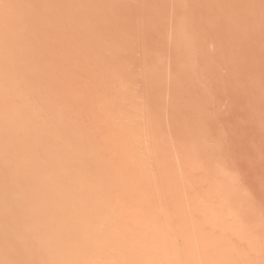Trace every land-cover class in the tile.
<instances>
[{
    "label": "rangeland",
    "instance_id": "rangeland-1",
    "mask_svg": "<svg viewBox=\"0 0 264 264\" xmlns=\"http://www.w3.org/2000/svg\"><path fill=\"white\" fill-rule=\"evenodd\" d=\"M151 1H152V3H151ZM199 1H201L202 3L199 2ZM67 3H68V5H67ZM144 3H145V5H144ZM179 3H181V4H179ZM204 3H203V0H198V1H196V0L195 1L194 0H124V1L123 0H0V6H1V9H2V10H0L1 13H2V14L0 13V18H1L0 19V42H1L0 43V45H1L0 49H2L1 51L3 52L4 48H6V47L8 48V45H11L12 49H13L11 54H12L13 57H15V55H17V53H19V51L21 53V54L19 53L14 58L15 60L17 59L15 61V63H14V61H11V62L7 61V63L5 62V64L3 63L2 65H0L1 66L0 70H2V69L4 70V71H2V74L4 75V73L6 72L4 77H2L3 75L0 77V79H1L0 80V97H1L0 101L4 97H9L10 99H12L11 97H13V94H14L12 92H15V90L14 91H12V90L16 89V87H17V86L15 87V85H18L16 90L19 92V87L22 86V85H20V83L21 82L23 83V80H24V82H26L25 81L26 76L24 74H29L30 73V75H31V72L34 73V71H36L38 69V67H36V66L38 65L37 63L40 60V58H42V55L43 56L47 55L46 56L47 58H48V55H51V59L48 58V60L49 61L51 60L52 63L55 64V66H53V68L55 67L54 71L56 73L54 72V75H52V77L53 76H55V77H54V79L51 78L50 80H48V82L45 81V82L41 83V85H48L49 87L51 86L50 88H53V89H54V87L57 88L56 90L55 89L53 90V92L54 91L55 92L52 93V94L55 97H57L59 95L57 98H58L60 104L57 103L58 100H57L56 103H57L58 106L60 105L59 106L60 108L55 104L54 117L57 116V118L55 117V119L58 120V121H55L56 125H54V123H53V126H54V128H55V126H56V128H59L58 126H60V129H59V131H57V129L55 131L53 130L54 131L53 133L55 135L54 136L55 137V145L57 144L54 147L53 151H54V155L58 154L56 156H58L59 162H61V161L62 162H64V161L68 162L67 160L73 158V160L71 159L74 162L73 169L69 168V171L67 170L68 172L65 173L68 176L71 175L73 177H76L80 173V176H77L78 178H76L79 182L77 180H75L72 183L73 186L76 187V186L80 185L79 177H80V179L81 178H85V177H87V178L91 177L92 178V177H95V176H91V175H96V177H97L99 173H101V175H103V172H102L103 170L101 171V170H99L100 168H98L97 166L95 167V166L92 165V163L87 162V157L89 156V154L95 153V151H97L98 149H103V148L107 149V148L113 146L112 145L113 141L111 142V141L108 140V142L104 141V144L100 143L99 144L100 146H98L99 148L96 147V146H95L96 148L94 147L92 149H85V147L83 148V146L81 145L82 144L81 141H83V139H84L83 137H86V135L88 134L89 127H90L89 125L92 124V121L95 118L100 119V116L103 119L106 118L104 120V123H103V121H101L102 119H100V120H98V122L93 123V124L95 126L98 125L97 127H100L102 125L101 128H104V126H105L104 129H106V127L108 129L112 124H114V125L117 124L116 121L114 119H112V118L117 116L118 113H121V115H122L123 112H124L123 110L120 111V109L119 110L116 109V111H115L116 114L114 113V109L117 108V106L119 104H124V102H125L126 107H127L128 104L131 105V107H132V104L133 105L137 104L136 103L137 101H139V102H143L144 101L147 105L150 104L149 105V108H150L149 110L150 111L147 110V112H146L144 110L146 114L144 113V111H143V113L145 114L144 118H146V120L148 122V126L149 127L151 126L150 128L147 127L149 129H147V128L146 129H147V131L150 130V129L151 130L148 131V132L144 130L145 133L142 135V137H141V139L139 141V143L141 142L140 146H142V148H144L145 144L148 145L147 142H149L148 140L151 139L155 135L154 132H153L155 130H156L155 133L157 131H158V133L159 132L161 133L160 135L163 136L162 142L165 145L168 144V143L170 144L173 141L175 142V140H176V143H177V139H178V141L179 140L182 141V139L184 141L186 139L185 142H188L187 141L188 139L192 140L191 142H189V144H187V146L184 147L183 150H185V152L192 151L193 149H195L197 147L200 148L198 146V145H200L199 143H203V142H201V141H203L202 138H206L207 140L205 139L206 140L205 142H207V144H208V141H210L209 144H208L209 147L204 145L205 148L204 147H203L204 149L201 148V151H199L200 153H197L198 156H203L204 154L206 155V153L208 154L210 151H211V153H214L213 156H215L216 154L222 152L223 154L222 153H221V155L218 154V155H220V157L215 158V160L219 159L218 162L221 161V163H223V161L221 160V157H224V156L226 157L227 156L228 159H224V160H227L226 161L227 167L225 166L227 169L226 168H224V169L222 168L223 170L226 169L227 171L225 170V172H226L225 175H223L224 173L219 172V170H218V172L221 173V176L223 178H226V176H227V178L228 177H230V178L232 177L231 179L233 180V183H234V181L236 179L235 183L232 184V186L234 185V187H235V185L237 183V185H236L237 187H235V188L233 187L232 188L230 186V183L228 184V182L230 180L228 181V179L226 178L227 184H228V186H230L229 187L230 189L227 187V191H229V192H227V194L229 196H231V198H229V196L227 195L229 200L225 198L228 201H226V202L224 201V202L227 203V204L228 203H234L235 204V202H237V203L239 202V205H240V203H242L241 206L244 207V204H247V203L249 204L252 201L251 202V203H253L252 205H254V203L259 205L258 208H261V210H258V212H256V213L252 212L250 214H247V213L250 212L249 210H250L251 206H250L249 210H247V212H244L245 210L242 211L244 208H242L240 206V208H242V209L239 208L240 211H242L243 214L246 213V215H248V216H246L244 214L245 216L242 215L243 218H241L240 213H239L240 211L239 212L236 211L237 208H238L237 206H239V205L236 204L237 205L236 206V205L233 204V206L236 207V210H235L234 214H235V216H238L237 214H239L241 219H244V217H246L248 219V222H247L248 224H249L250 220H251L252 223H256V222H254L255 220H258V221L261 220V222H262L264 218L262 216H260V214L258 215V213H261V211H262V213H264V209H263L264 205L262 206V204H264V142H263V140H264L263 139L264 138V99H263L264 98V55H263V53H264V0H218V1L217 0H209V1L205 0ZM208 3H210V6H209ZM214 3H215V5L218 4V6L216 5V8H215ZM91 4H93V5H91ZM129 4H130V6H129ZM190 4H191V6H190ZM112 5H114V6H112ZM211 5H213L214 8H212L213 6H211ZM83 6H84V8H83ZM88 6L89 7L92 6L93 10L97 6L101 10H99V9L97 10V8H96V10H97V12H96V11H93L91 8H89L90 11L92 10L91 14H90V13H88L89 11H86V10H88ZM176 6H178V7L176 8ZM221 6L224 7V8H221ZM119 7H120V10H119ZM140 8H143L144 13H143V11ZM128 9H129V12H127ZM139 9L142 12H140ZM179 9H181V11H185L186 10L184 15L188 14V13L191 14V15L188 14L189 16H191L189 19H188V15H187V17L185 16V18L188 19L186 21H187V23H189V20L191 18L194 19V21L197 23L196 24L194 22L195 26L197 25L195 27V30L196 29L197 30L195 32H193L194 34H196L195 41L200 39V41H197L196 43L193 42L194 44L193 43L192 44L189 43V44H191V45H188L189 47L187 45L185 46V47L188 48L186 50V53L183 52L184 55H185L184 56L185 59H184V57L183 58H181V57L178 58V59L181 58V62H186L188 60L186 63H188L189 61H190V63H192V64L188 63L189 65L187 64L189 67H187V65H186V69L189 70V71L187 72V70H186V73L183 72L184 73L183 75L192 74V72L194 71V73L192 74V76L193 75L194 76L191 77L189 75L190 77L187 78V79H185L184 78L185 76H183L185 81L181 77L182 75L180 76V73L179 74L176 73V72H178V69L175 67L174 61L171 62L170 60H168V58L170 56H172V57L174 56L175 57V54L177 55L179 53L178 51L181 50L180 48L178 50H176V48L172 47L171 45H169V47H168V43H167L168 40H169V43H171V40H170V37H169L171 35L169 33H171L170 27L172 26L171 24L173 23V20L171 21L170 18H172L171 16H173L172 13L173 12H177L176 10H179ZM215 9H218V10H215ZM222 9H223V11H222ZM124 10H126V12ZM81 11L84 12L85 14L82 13ZM107 11H108V13L106 14ZM113 11H116V12H113ZM221 11L223 12V15H222ZM238 11H240V12H238ZM98 12H100V13L103 12V14L100 15ZM150 12L151 13H156L157 16H154V18L152 17L151 22L150 21H149V23L146 22L147 23V25H146V23H143V22L149 20V19L146 20L145 17L150 18L149 17V16H151V15H149V14H151ZM201 12L203 14H201ZM78 13H80V14H78ZM93 13L95 14L94 16L96 18L98 17L96 19L97 22H94V21H96L94 16H90V15H93ZM96 13H98V15ZM110 13H112V14L115 13V14H113L115 16V18H113L114 16L112 14H111L112 18H110V15H109ZM167 13H169V14H167ZM193 13H195L196 15L198 13V15H197L198 18H199L198 21H196L198 18ZM87 14L88 15L90 14V15L88 16ZM104 14H105L104 18L101 17ZM173 14H175V13H173ZM161 15H163V16H161ZM200 15L201 16L205 15V17L202 18ZM217 15H218V17H217ZM107 16H109V17H107ZM92 17H94L93 23L91 21V19H93ZM106 17L108 19H110L109 22H107L108 19ZM122 17H123V19H122ZM168 17H170V18H168ZM193 17H195V18H193ZM200 17H201V19H203V20L205 19V21H206V22H204L203 20H201L203 22V24L205 23L204 26H202V23L200 21ZM206 17H208V18H206ZM102 18H103V20H102ZM128 18H129L130 22H129ZM164 18H167V20L164 19ZM24 19H26V20L24 21ZM104 19H107V20L104 21ZM112 19H114V20H112ZM143 19H145V21ZM159 19H160V21H159ZM98 20L101 21V22H99ZM168 20H170L169 22L171 24L169 22L167 23ZM19 21H21L22 23H19ZM110 21L111 22L115 21V22L114 23H110ZM122 21H124L123 22L124 24L121 23ZM186 21H184V23H183L184 25L183 26L182 25H180V26H181L182 34H184V35L186 34L188 36L189 35L188 33L191 34V31L189 32L190 28H187V26H186V25H188V27H189V24H186ZM15 22H18V23L16 24ZM29 22H30V24H29ZM89 23H90V25H89ZM115 23H117V25H114ZM3 25L5 27H7L6 25H8V26L11 25V26H9L7 28V29L10 28L9 29L10 31L6 30V28ZM24 25H25V27H24ZM41 25H42V27H41ZM110 25H113L115 27L117 26L116 28H120L122 26L123 27L120 28V29H112V28H115V27H112ZM118 25H121V26L118 27ZM145 25H146L147 29H145L146 28ZM199 25H201V29H200ZM12 26L14 27V30H13ZM165 26H166V29H165ZM225 26H227V27L225 28ZM93 27H95V28H93ZM140 27L144 28L146 31L143 30V29L141 30ZM168 27L170 29V32L166 33V30H168ZM202 27H205L203 29H207L208 31L207 30H203L202 31ZM138 28H139L140 33L142 31L141 34H138L139 37L135 38V36H137V33H136V35H134V39L130 40V38L127 35H125V34H128V32H130V34H131V32H133L135 30L138 31L137 30ZM198 29H199V31H198ZM2 30H4V31H2ZM120 30H121V32H120ZM106 31H108V32H106ZM162 31L165 32L166 37H167L168 40L165 39V36H164L165 34H162V33H164ZM193 31H194V28H193ZM210 31H211V33H213V35L210 33ZM61 32H62V34H61ZM117 32H120V34L117 33ZM196 32H198V33H196ZM200 33L201 34L203 33V34L201 35ZM122 34L124 36H122ZM146 34H148V35H146ZM197 34L199 35V39L197 38L198 37ZM154 35H156V36L154 37ZM93 36L96 39H94ZM125 36H127V37H125ZM130 36H132V34ZM161 37H162L163 40L161 39ZM194 37H195V35H194ZM120 38H122V39H120ZM34 39H36V40L34 41ZM40 39H42V40H40ZM82 39H83V41H82ZM202 39H204V40H202ZM138 40H139V42H138ZM165 40H166V43H164ZM128 41H129V43H127ZM208 41H209V43H207ZM80 42H83L84 44L80 43ZM143 42H145V43H143ZM78 43L81 44L82 46L79 45ZM26 44H28V46H29V47H27V48H29L28 49V53H27V51H25L27 49L26 48V46H27ZM63 44H64V46H63ZM88 44H89V46H88ZM110 44H112V45H110ZM2 45H4V46L2 47ZM130 45H132V46H130ZM148 45L151 46V47H149ZM193 45H196V46H193ZM200 45L202 46L201 49H200V51L202 50L201 52L198 49H196ZM140 46L142 48H140ZM164 46H166V47H164ZM89 47H91V48H89ZM92 47H95V48H92ZM97 47H99L100 49L97 48ZM106 47H108V48H106ZM170 47H171V51L169 49ZM185 47H183V48H185ZM22 48L24 50H22ZM88 48L90 50L93 49V51H91V52L97 53V51H98L99 54L98 55L96 54L97 57L94 58V53L92 55V53L90 52V50ZM111 48L113 49V51L115 49V51H114L115 53L111 50ZM155 48H157L156 52H158V54H156V53L154 54V52H152V51H155ZM38 49H41V50H38ZM54 49H55V51H53ZM95 49H97V50L95 51ZM138 49H140V50H138ZM143 49H146L145 51H148V50H150V51H148V53L147 52L145 53V51H143ZM152 49H154V50H152ZM158 49L163 50V51L165 50L164 51L165 53L164 52L162 53V51H160ZM172 49H175V50H172ZM50 50H51V52H50ZM109 50H111V52H113L114 54L113 53L111 54V52L109 53ZM125 50L127 51V53H126ZM46 51H47V53H46ZM159 51L162 54H164V55L162 56L161 53L159 54ZM174 51H177V53L174 52ZM58 52H60V53H58ZM128 52L130 54H128ZM171 52H173L174 55ZM108 53L111 54V55H108ZM152 53L154 55H156V56H154ZM189 54H190V56H189ZM196 54H197V56H196ZM1 55L3 57L6 56L5 54L3 55V53L0 52V56ZM89 55H92V56H89ZM112 55H114V56H112ZM118 55H121V56L123 55V58L122 57L120 58V56H119V60H118ZM168 55H170V56H168ZM21 56H22L23 62H22ZM86 56H87V58L85 59L84 57H86ZM179 56H182V55H179ZM71 57H72V59H71ZM131 57H134V58H131ZM172 57H170L169 59H172ZM18 58H19V61H18ZM52 58H53V60H52ZM82 58H83V60H82ZM90 58H92L93 60H97V61H93ZM126 58H128V60L126 61L127 65L125 67H123L124 63L122 61H123V59H126ZM114 59H115L116 62H117V60L119 61V62H117L118 64H120V62H122L120 64L121 66L120 65H116L117 63L114 62ZM160 59H161V61H160ZM162 59L165 60V61H163ZM90 60H91V62H90ZM107 60L108 61L113 60V63L112 62H108ZM120 60H122V61H120ZM176 60H177V58H176ZM197 60H198V62H197ZM199 60H200V62H199ZM34 61H35V63H34ZM79 61H80V63H79ZM106 61L108 62V64L106 63ZM168 61L171 62L172 64H169ZM88 62L91 63V64H89ZM92 62H93V64H92ZM96 62H98V63H96ZM156 62H157V64H156ZM159 62H160V64H159ZM163 62H166L167 65L165 63H163ZM195 62L197 63L196 66L197 65H199V66L201 65L200 68H198L199 66L196 68V66L194 65ZM8 63H10V64H8ZM74 63H75V65H74ZM135 63H136V65L134 66ZM142 64H145L144 65L145 68H144V66ZM202 64L205 65V66H203ZM24 65L27 68L23 67ZM71 65H73V66H71ZM103 65L106 67L105 69H104ZM131 65L134 66L133 67L134 69L132 68ZM156 65L158 67H159V65H160V67L163 66L161 68H164V71H165V67L167 68L168 65H169V69L168 68L166 69L167 71L169 70L168 73L169 72L171 73L170 69L174 66L173 67L174 70H173L172 73L175 74V75L167 74V75H170V76H166V78L169 77L168 79H170L171 81H169L168 79H165V78H164L165 81L164 80L162 81V79H160L161 82H164V83L160 82L161 85H159V83L156 84V85H159L157 87L154 84L155 81H150V80H154V78H156V75H157L156 80H158V78H159L158 77V73H159L158 71L159 70L157 71V68L155 67ZM112 66H115V67L113 68ZM141 66H143L142 68H143L144 72H142V70H140L141 68H139V67H141ZM151 66L155 67L156 70L153 69V67L151 68ZM190 66H192L193 69L190 68ZM259 66L261 68H259ZM91 67H93V69ZM121 67L122 68H126L127 67L128 70L125 71L126 74H124V69H123V71H122L123 73L122 74L124 76L125 75H127V76H125V78H124L123 75L120 76V81H119V78H118L119 74L118 73L120 72V70H122ZM135 67L138 69V70L136 69V72H135ZM146 67H148V68L146 69ZM160 67H159V69H160ZM56 68H59V69H56ZM109 68H112L113 71L110 70ZM17 69L19 70V73H20V71L23 72L22 75H23V77L25 76V79H22L23 77H22L21 74H19L20 76L19 75H14V73L18 71ZM23 69H25V71H23ZM62 69H63V71L61 73ZM27 70H28V72H27ZM66 70H68V71H66ZM95 70L97 72H99V73L101 72L100 73L101 75L99 73L97 74ZM102 70L105 72V74H104V72ZM146 70H147V73H149V74L146 73ZM175 70H176V72H174ZM10 71H11V76L8 75V73H10ZM92 71L95 72V73L92 74L93 73ZM133 71L139 77H137V75H133L134 74V73L132 74ZM151 71L152 72L154 71L153 72L154 74H156L157 72L158 73L154 76V74ZM183 71H185V69ZM68 72H70V73H68ZM141 72H142V75H141ZM160 73H164L163 70ZM160 73H159V75H160ZM165 73H167V72L165 71ZM195 73H197L198 75H196ZM57 74H58V76H57ZM67 74H70V75H67ZM6 75H7V77H5ZM131 75H133L132 76L133 78L131 77ZM17 76H19V77H17ZM31 76L29 78H31ZM114 76L116 77V81H118V82L115 81V77ZM141 76H143L144 78L141 77ZM171 76H173V77H171ZM126 77L127 78H131V79H129V81H127ZM162 77H164V76H162ZM180 77L182 79H180ZM86 78H87L88 81L86 80ZM92 78H94V79H92ZM134 78H136L138 81L136 79H134ZM101 79L102 80L104 79V81H102ZM108 79L111 80V81H109ZM105 80L106 81L108 80L109 82H106ZM121 80H123V81L121 82ZM131 80H133L134 83H132L133 81H131ZM197 80H198L199 83L197 82ZM206 80H207V82H206ZM145 81H147V83ZM148 81H149L150 84H148ZM172 81L174 83H172ZM85 82H87V83H85ZM165 82L167 84H168V82H171V83H169L167 85V84H165ZM179 82H181V84ZM203 82H205V83H203ZM10 84H12V85H10ZM23 84L24 85L26 84L27 87L29 88L27 83H23ZM119 84H121V85H119ZM131 84H132V88H134L135 86L138 85L137 87L134 88V90L137 91L136 93H134L135 92L134 90L131 91V93L126 91V90L130 89L129 87L131 86ZM171 84L174 85V86L172 87ZM56 85H58V86H56ZM150 85H151V87H150ZM187 85H189V87ZM11 86H13V88ZM37 86L39 87V85H37ZM127 86H129V87H127ZM164 86H166V87H164ZM178 86H180V87H178ZM201 86H202V88H201ZM9 87H10V89L12 88L11 92H10V89H8ZM145 87H148V88H146L147 91L145 90ZM152 87H155L157 89V91H159L158 94H157L156 89L154 90ZM167 87L168 88L170 87V89H172V90L168 89ZM3 88H4V90H3ZM24 88H26V86H24ZM33 88H34V92L31 93V96H29V98L30 97L32 98L34 96L36 98V94H38L37 93L38 92V88H36L37 89L36 92H35V87L34 86H33ZM137 88H138V90H137ZM151 88H152V90H151ZM164 88H166V89H164ZM173 88H174V91H173ZM58 90L60 91V94H59ZM148 90L151 91V93H149ZM160 90L161 91L162 90L166 91V92H164V94H163V91H162V95H164L166 97L161 95V91ZM195 90H196V93H197L196 96H199L198 98L200 99V100H198V104L200 105L199 108H197L195 106L192 108V104H191V106H190V104L188 106L187 105L188 103L186 101L187 100V96H188L187 94H189V93L192 94L191 92H193V95H194V91ZM84 92H86V93H84ZM200 92L202 94H200ZM167 93H169V94H167ZM172 93H173V95H172ZM144 94H147V95L145 96ZM152 94L153 95L155 94L154 95L155 97L154 96L152 97ZM212 94H214V95H212ZM77 95H78V97H77ZM201 95H202V97H201ZM37 97H38V95H37ZM59 97H60L61 100L59 99ZM97 97H98V99H97ZM161 97H162L163 100H161ZM184 97H185L186 100H184ZM189 97L190 96H188V98ZM193 97H195V96H193ZM108 98H109V100H108ZM111 98H113V100ZM176 98H177V100H176ZM201 98H203V100ZM211 98H213V99H211ZM94 99H97V100H94ZM136 99H138V100H136ZM158 99H159L160 102L158 101ZM151 100H153L154 103H152ZM60 101L63 102V103H61ZM65 101H66V103L69 106L73 105L71 108H69V111H68V113L70 112L69 113L70 116H71V112H72V116H73V118L70 119L72 122H70V120H69V122L71 123L69 125H71V127H67L66 123H65L67 119L64 118V113L67 112V110H63V109H67L69 107V106H67V108H66L67 104H65ZM82 101H84L86 104L84 102H82ZM109 101H111V102H109ZM156 101H157L158 105L156 104ZM190 101L191 100H189L188 102H190ZM203 101H205V102L203 103ZM108 102H109V104H108ZM1 104L3 105L4 103L0 102V105ZM5 104H6L4 106L5 108H3V109L4 110L6 109L5 111L7 112L10 108H7L8 104L6 102H5ZM74 104H76V105L78 104V106H77L78 108ZM80 104H82V105H80ZM167 104H169L170 107ZM212 104H213V106H212ZM95 105H97L98 108ZM153 105H154V107H153ZM155 105H156V107L158 109L155 108ZM134 106H136V105H134ZM75 107H76V109H75ZM73 108H74V110H73ZM151 108L152 109L154 108V110H156V111H153ZM59 109L60 110L62 109V110L60 111ZM82 110L85 113L84 112L82 113ZM5 111L3 112L4 114L6 113ZM63 111H65V112H63ZM171 111H173V112H171ZM129 112H131V111H129ZM80 113H82L81 116L79 115ZM113 113H114V115H113ZM197 114L200 115L201 120L200 121H196L197 122V123L195 122L196 125H193L194 120H195L194 118L195 117L197 118V116H198ZM5 115H7V113ZM61 115L63 117H61ZM193 115H194V118H193L194 120L193 121L191 119L189 120V117L191 118V117H193ZM74 116H77V120L76 119L74 120ZM118 116H119V114H118ZM78 117H81V118L78 119ZM23 118L25 119V117H23ZM108 118H110L109 119L110 121L108 120ZM83 119H85L86 121H84ZM91 119H92V121H89ZM97 119H95V120H97ZM111 119L114 120L115 123H112ZM82 120L84 121V123H83ZM202 120H203V122H202ZM36 121L37 122H35V124L38 125V126H39V124L42 125V124L45 123V122H43V120H40V119H39V121L38 120H36ZM79 121H81V124L79 123V126H77L78 127L77 128L76 125L74 126L73 124H75V122H79ZM208 121H210V122H208ZM217 123H218V125H217ZM64 124L66 126V127L64 126L65 128L63 127ZM109 124H110V126H109ZM17 125H18V123H15V124H13V123H5V124H3V126H0V129H1L0 131H4V132L7 131V134L10 136V138L7 139L8 142H7L6 145L8 146V144H9L7 149H10V151H11V149L13 150V149L17 148L20 145L28 144V143H30V144H32L34 146H38L39 144H41V142L39 140H36L35 138H29V135H28L27 132L25 134L24 133L20 134L21 132H19V135H18V132H16V133L13 132L12 130ZM200 129L202 130L201 132H200ZM10 130L12 131V135L9 134V132L11 133ZM71 130H73V131H71ZM134 130H133V132H135ZM151 132H153V133H151ZM149 133H150V135H149ZM189 133L191 134L192 137L189 136L190 135ZM197 133L200 135V137L202 136L201 134H205L206 136L205 137L202 136V138H200V140H201L200 141L199 138H198L199 135ZM45 134L47 135L46 132L42 133V135H45ZM152 134H154V135L152 136ZM26 135H28V137ZM215 135H217V136L215 137ZM194 137L197 138L196 140L194 139L195 142L193 140ZM30 139H32V140H30ZM60 139H61L62 143H61ZM216 139L218 141H216ZM67 140H68V142L66 144H64V142H66ZM219 140L221 141V145H222L223 148L218 145V144H220ZM213 141L216 142V144H214ZM57 142L61 143L62 145L64 144L66 146L69 145V146H74V147L73 148L70 147V151H69V149H66V146L58 148L57 146H59L61 144H59ZM205 142H204V144H205ZM164 144H163V146H165ZM215 145L219 146V148H221V150L219 151V149ZM80 146H82V147H80ZM202 146L203 145L201 144V147ZM213 147H214V149H215V147L217 148L216 149L217 150L216 153H215L216 150H214V152H213V149H212ZM139 149H141V147H139ZM64 150H65V152H64ZM208 150H209V152H207ZM2 151H6V150H4L3 148L0 147V152H2ZM59 151H61V153H59ZM62 151H63V153H62ZM72 154H74V155H72ZM218 155H216V156H218ZM77 163L80 164V165H78ZM87 163H88V165H87ZM217 163H215V165H214L215 167L213 166V164L212 165L210 164L211 168L214 167L212 170L210 169V171L213 172L214 169H217V166H216ZM56 164H59L58 161H57ZM90 164L92 165L91 168H90ZM86 165L89 166V167H87ZM220 165H221L220 167H222L223 164H220ZM34 166H35V168H34ZM234 166H236L237 169H234ZM41 168H42L41 165L35 163L33 165L31 164V166H28L26 168V170H31L32 171L34 169H41ZM83 168L85 170H83ZM88 168H89V171H86V170H88ZM218 168H219V166H218ZM232 171H234V172H232ZM81 172L83 174H81ZM216 172H217V170L215 171V173ZM232 173H236V174L232 175ZM181 174H182L181 171H178L177 175H181ZM216 174H214V175L216 176ZM101 175H99V176H101ZM235 175H237V176H235ZM175 176H176V174H175ZM215 176H213V178H215ZM218 177H220V176L218 175L216 178H218ZM222 177L220 179H223ZM237 177H239V178H237ZM0 178L3 179L4 177H0ZM210 178H212V177H210ZM210 180H213V179H210ZM55 181L57 183L60 182L59 180H52L51 183H49L47 185L48 187L47 186L45 187L46 189L44 188L42 191L36 193V195L32 194L31 197H32L33 201H31V203H30L31 206L30 207H32V208L36 207L37 209H39V207H40L39 210L34 211L37 214L34 213V212H32V214L31 213L28 214L26 211L24 213L23 210H25V209H21L20 210V208L19 209H17V208L11 209L10 208L11 207V201L8 198L6 199L5 203L1 204L0 210H2V212L3 211L7 212L5 214H7L8 217L6 218L5 223L2 224L1 229H0V236H2V237H0V264H12L14 261H15L14 263H17V264H42V262H43L42 259H44L45 256H46L45 257L46 260L44 259V263L43 264H74L72 262L75 259H77V263H75V264H93L92 262H95V261L100 260V259H104L103 257L96 256V255L101 249L102 240H104V239L106 240L107 237H109V235H110L109 238H111V236L114 235V232H113L114 230L110 228L109 230H107V231H109L108 234H107L106 232L103 231L104 229H102V228H101L102 230L100 228H97L98 232L95 230L96 228H93V229L90 228L92 230H90V229L89 230L90 231L94 230L95 232L93 231V233H96L97 235H99L100 239L102 238V240L100 242V239L97 240L99 237L98 238L95 237L96 238L95 242L90 244L92 247L88 246V245H83V244H82L83 245L82 246L80 243L84 241V236L81 234V232H80L81 230H78L79 232L77 230H75V231H72V230L67 231V226H66L67 224L65 223L66 218L64 216H59V217L56 216L57 218L56 217L53 218L51 216L52 215L51 214L52 213L51 210H56V207H57V209H59V207L62 204L69 203V202H71L73 200L72 195H71V197L70 196H66L63 199L55 198L56 195H61V193L64 194L66 192V188L64 189L63 187L58 190L60 192L53 191V189L55 188L54 186H56V185L58 186V184H59V183L57 184ZM88 182H90V181H88ZM88 182L86 184H89ZM52 183H55V185H53ZM75 183H77V185H74ZM246 183H247V185H245ZM60 184H61V182H60ZM241 184H242V186H241ZM22 185H23V183L21 184V186ZM50 186L53 187L52 190L49 188ZM73 186H71V187L74 188ZM25 188L26 187L24 186V189ZM250 188H252V189H250ZM7 189H9V188L5 187L4 189L2 188L1 190H3L5 193H7V191H8ZM43 191H44V193H43ZM249 191H250L251 194L249 193ZM98 192H99V190L97 189V191H95L93 193V195L94 196L97 195ZM237 192H239L242 195H238L239 193H237ZM246 192H247V194H250V196H252L254 194L255 197H253L254 196L253 195L252 199H251V197L249 198V196L246 194ZM167 193L168 192H166L165 195ZM232 193H235V194H232ZM235 195H236L237 198L233 197ZM50 196H51V198L54 197L55 199L54 200L51 199ZM244 196H247L248 199L247 198L245 199ZM239 198H240V200H239ZM67 199H68V201H67ZM231 199H232V201L233 200H235V201L232 202ZM62 201H64V202H62ZM216 202H218V201H216ZM212 203L214 204L215 202H212ZM216 204L217 203H215V207L212 206V204H210V205L212 206V208L213 207L216 208ZM66 205H68V204H65V205H62V206H66ZM6 206H8L9 209H8V207L6 208ZM227 206L229 207V204ZM245 206H247V205H245ZM232 207H229V209L232 208ZM234 207H233V209H234ZM7 209L9 211H7ZM42 209H44V210H42ZM246 209H248V207ZM251 209H254V208H251ZM230 210L232 211V209H230ZM43 211H44V213H43ZM255 211H257L256 208H255ZM54 212L55 211H53V213ZM232 212H234V210ZM236 212H237V214H236ZM8 213H10V214H8ZM262 213H261V215H262ZM48 214H49V216H48ZM231 215H233V214H231ZM12 216H14V218ZM263 216H264V214H263ZM1 217H2V215L0 216V221H1ZM232 218H234V216L233 217L231 216V220H232ZM8 219H9V221H8ZM94 219H95L94 217H91L87 221H85V222L82 221V223L81 222L80 223L81 224H85L86 223L88 225V224H90V222H93ZM228 219H230V218H228ZM142 220H145V218L142 219ZM233 221L236 223L237 221L239 222V219H237V217H236L235 220L233 219ZM241 221H243V220H241ZM251 222H250V224H252ZM257 223H259V222H257ZM241 224L245 225L244 226V229H245L246 224L244 222L243 223L241 222ZM90 225H92V224H90ZM90 225H88V226H90ZM170 225H172V224H170ZM46 226H47V228H46ZM241 226H243V225H241ZM252 226H254V225L252 224L251 227ZM246 228H248V229H246L245 231H247V230L249 231V232H247V234L248 233H250V234L253 233V232H251V231H253V228L252 229L250 228L251 231L249 230V227H246ZM254 228H255L254 229L255 232L258 231V230L260 231V229L257 230L256 227H254ZM81 229L84 230L85 228L81 227ZM240 229H242V228L240 227ZM263 229L261 230L262 232H263ZM42 230L44 231V233H43ZM241 231L245 232L243 229ZM99 232H100V234H98ZM110 232H111L112 235L110 234ZM105 233H106V235H103ZM34 234L36 236L38 235L37 237L40 236L39 237L40 240H38V242L36 241L37 240L36 237H33ZM42 234H43V236H42ZM44 234H46V235H51L52 234L50 237H53V238L55 237V239H51L50 241L51 242L52 241L53 242L57 241L56 243L59 242V244L62 242L61 245L64 246V248L61 247V249H59L58 252L57 251L56 252L53 251L52 254L49 255L48 257H47V255H44V254H46V252L48 251V248L50 247L49 243H48L50 241H48L49 239L45 241L46 237H45ZM65 234H67V235H65ZM59 235L60 236L61 235L62 236H66V237L58 239L60 237ZM236 235H237V232H235V236ZM102 236H104L106 238H104ZM237 236H239V234ZM41 237H44V238L41 239ZM34 238H35V240H34ZM62 239H64V240H62ZM243 239H242L243 243H247L248 242V241L246 242V240H243ZM240 240L241 239L239 238L237 241H240ZM96 241H97V244H98L97 246L93 245V244H96ZM242 241H240V242H242ZM63 242H64L65 245L63 244ZM236 242H235V244L237 245L238 242L237 243ZM259 243L260 242H257L256 244H259ZM261 243H262L261 245L259 244L260 246H262L264 244L263 242H261ZM256 244H254V245L256 246ZM232 245H231V247H233ZM254 245H253V247H254ZM259 245H257V246H259ZM240 246H241V244H240ZM257 246L255 247V249H258ZM260 246H259V248H263L264 247V246H262V247H260ZM43 250L45 251V253H44ZM53 250H55V249H53ZM95 250H97V251H95ZM89 253L90 254L92 253L91 254L92 256ZM41 254L44 255V256H42V258H41ZM90 256L93 257V259ZM95 257H98V258H95ZM89 258H91V259H89ZM69 259L71 261H69ZM262 263L264 264V262H262Z\"/></svg>",
    "mask_w": 264,
    "mask_h": 264
},
{
    "label": "bare ground",
    "instance_id": "bare-ground-1",
    "mask_svg": "<svg viewBox=\"0 0 264 264\" xmlns=\"http://www.w3.org/2000/svg\"><path fill=\"white\" fill-rule=\"evenodd\" d=\"M124 1V0H123ZM195 1V0H194ZM198 1V0H196ZM205 0H203V3H204ZM209 1V0H207ZM218 1V0H217ZM62 2V1H61ZM79 2V1H78ZM77 2V3H78ZM95 2V1H94ZM120 2V1H119ZM135 2V1H134ZM144 2V1H143ZM154 2V1H153ZM201 2V1H199ZM215 2V1H214ZM234 2V1H233ZM80 3V2H79ZM88 3V2H87ZM121 3V2H120ZM126 3V2H125ZM152 3V1H151ZM194 3V2H193ZM192 3V4H193ZM202 3V2H201ZM220 3V2H219ZM89 4V3H88ZM136 4V3H135ZM149 4V3H148ZM181 4V3H179ZM205 4V3H204ZM209 6H210V3H208ZM224 4V3H223ZM68 5V3H67ZM90 5V4H89ZM93 5V4H91ZM104 5V4H103ZM123 5V4H122ZM145 5V3H144ZM171 5V4H170ZM215 5V3H214ZM218 6V4H216ZM216 5H215V8H216ZM260 5V4H259ZM18 6V5H17ZM114 6V5H112ZM130 6V4H129ZM148 6V5H147ZM181 6V5H180ZM191 6V4H190ZM206 6V5H205ZM213 6V5H211ZM231 6V5H230ZM54 7V6H53ZM94 7V6H93ZM104 7V6H103ZM134 7V6H133ZM168 7V6H167ZM171 7V6H170ZM178 6H176L177 8ZM185 7V6H184ZM183 7V8H184ZM195 7V6H194ZM259 7V6H258ZM80 8V7H79ZM84 8V6H83ZM92 8L88 6V10L86 11H89L88 13L91 14V11L90 9ZM97 10L99 9L97 6H96ZM96 8L93 10V11H96ZM109 8V7H108ZM190 8V7H189ZM214 8V6L212 7ZM221 8H224L221 6ZM246 8V7H245ZM255 8V7H254ZM105 9V8H104ZM142 11H143V8H140ZM139 9V10H140ZM149 9V8H148ZM147 9V10H148ZM191 9V8H190ZM193 9V8H192ZM0 10L1 9V6H0ZM101 10V9H99ZM119 10H120V7H119ZM132 10V9H131ZM140 10V12H142ZM173 10V9H172ZM188 10V9H187ZM215 10H218V9H215ZM220 10V9H219ZM241 10V9H240ZM106 11V10H105ZM122 11V10H121ZM126 12V10H124ZM156 11V10H155ZM167 11V10H166ZM177 12H173L175 14L172 13L173 16H171L172 18L168 17L171 19V21L173 20V23L171 24L168 20L167 23L169 22L172 26L170 27L171 29V33L170 32V29L168 27V30H166V33H169L171 36L170 37V40H171V43H169V40L167 39L166 37V34L164 31V33L162 34H165V39L168 40L167 43H168V47L169 45H171L172 47L176 48V50H178L179 48L181 49L180 51H178L179 53L176 55L175 54V57L173 58L172 56V59H169L171 62L174 61V64H175V67L178 69V72H176V70L174 72H176L177 74L180 73V76L183 78V76H185L184 78L187 79L189 78L190 76H192V74L194 73V71L192 72V74H185L183 75L184 73H186V65L189 63V64H192L190 63V61L188 63L186 62H181V58H183L185 55L183 52L186 53V50L188 49L187 47H185L186 45H191L193 42H197V41H200L199 39V35H198V39L197 41H195L196 39V34H194L193 32H195V21L194 19H190L189 20V23H187L186 20H188L191 16V14H185L184 13L186 12L185 11H181V9L179 10H176ZM179 11V12H178ZM204 11V10H203ZM223 11V9H222ZM221 11V12H222ZM226 11V10H225ZM262 11V10H261ZM82 12V11H81ZM112 12V11H111ZM113 12H116V11H113ZM129 12V9L128 11ZM149 12V11H148ZM164 12V11H163ZM196 12V11H195ZM198 12V11H197ZM240 12V11H238ZM1 13V11H0ZM84 13V12H82ZM100 15L103 14L98 12ZM98 13H96L98 15ZM105 13V12H104ZM108 13V11L106 12V14ZM124 13V12H123ZM144 13V11H143ZM151 13V12H150ZM214 13V12H213ZM217 13V12H216ZM225 13V12H224ZM227 13V12H226ZM258 13V12H257ZM262 13V12H261ZM2 14V13H1ZM32 14V13H31ZM80 14V13H78ZM85 14V13H84ZM89 14V15H90ZM112 13H110V18H112L111 16ZM115 14V13H113ZM112 14V15H113ZM119 14V13H118ZM121 14V13H120ZM169 14V13H167ZM171 14V13H170ZM197 18H198V13L197 15L195 13H193ZM192 14V15H193ZM201 14H203L201 12ZM221 14V13H220ZM219 14V15H220ZM76 15V14H75ZM88 15V14H87ZM88 15V16H89ZM95 14L93 13V15H90V16H94ZM142 15V14H141ZM151 15V16H149ZM148 16L150 18H147L145 17V19H149L147 21H145V19H143L145 22L143 23H149V21L151 22L152 20V17L154 18V16H157L156 13H151L149 14ZM188 15V19L185 18V16L187 17ZM213 15V14H212ZM222 15H223V12H222ZM256 15V14H255ZM105 14L101 17L104 18ZM114 16V15H113ZM119 16V15H118ZM117 16V17H118ZM124 16V15H123ZM163 16V15H161ZM201 16V15H200ZM33 17V16H32ZM76 17V16H75ZM95 17V16H94ZM94 17H92L93 19H91L92 23H93V20H94ZM100 17V16H99ZM109 17V16H107ZM106 17V18H107ZM202 18L205 17V15L201 16ZM200 17V21L203 20L201 19ZM218 17V15H217ZM257 17V16H256ZM39 18V17H38ZM85 18V17H84ZM98 18V17H97ZM95 17V20L97 19ZM102 18V20H103ZM115 18V16L113 17ZM144 18V17H143ZM195 18V17H193ZM208 18V17H206ZM1 19V18H0ZM86 19V18H85ZM88 19V18H87ZM101 19V18H100ZM108 19V18H107ZM107 19H104L107 20ZM123 19V17H122ZM125 19V18H124ZM127 19V18H126ZM131 19V18H130ZM167 20V18H164ZM26 19H24L25 21ZM110 19L107 20V22H109ZM114 20V19H112ZM129 20V18H128ZM127 20V21H128ZM165 20V21H166ZM199 18L196 20L198 21ZM5 21V20H4ZM86 21V20H85ZM99 21V20H98ZM103 21V22H104ZM139 21V20H138ZM160 21V19H159ZM163 21V20H162ZM161 21V22H162ZM184 21H186V24H189V27L188 25L187 28H190L189 32L191 31V34L188 33L189 35L187 36L186 34H182V31H181V26L180 25H184ZM199 21V22H200ZM204 22L205 19L203 20ZM88 22V21H87ZM94 22H97L94 21ZM101 22V21H99ZM115 22V21H114ZM114 22H111L110 23H114ZM124 21H122L121 23H123ZM130 22V20H129ZM142 22V21H141ZM156 22V21H155ZM195 22V23H194ZM248 22V21H247ZM16 24L18 22H15ZM19 23H22L21 21H19ZM146 23V25H147ZM164 23V22H163ZM202 23V26H204L203 22L201 21ZM200 23V24H201ZM10 24V23H9ZM15 24V25H16ZM30 24V22H29ZM41 24V23H40ZM88 24V23H87ZM124 24V23H123ZM151 24V23H150ZM169 24V25H170ZM197 24V23H196ZM242 24V23H241ZM49 25V24H48ZM90 25V23H89ZM92 25V24H91ZM98 25V24H97ZM106 25V24H105ZM104 25V26H105ZM114 25H117V23H115ZM131 25V24H130ZM145 25V27H146ZM165 25V24H164ZM177 25V26H176ZM220 25V24H219ZM4 26V25H3ZM7 27L6 30H9L7 29L9 26L11 25H6ZM30 26V25H29ZM112 27H115L113 25H110ZM121 26V25H118V27ZM154 26V25H153ZM168 26V25H167ZM200 26V29H201V25ZM13 27V26H12ZM25 27V25H24ZM42 27V25H41ZM81 27V26H80ZM89 27V26H88ZM108 27V26H107ZM111 27V28H112ZM117 27V26H116ZM112 28V29H120V28ZM144 27V26H143ZM144 27V28H145ZM164 27V26H163ZM207 27V26H206ZM219 27V26H218ZM227 26H225L226 28ZM3 28V27H2ZM32 28V27H31ZM30 28V29H31ZM95 28V27H93ZM106 28V27H105ZM110 28V29H111ZM129 28V27H128ZM144 28H141L140 29L142 30H145L147 29V27L144 29ZM161 28V27H160ZM193 28H194V31H193ZM205 27H202V31L203 30H207V29H203ZM249 28V27H248ZM12 29V28H11ZM18 29V28H17ZM89 29V28H88ZM109 29V30H110ZM165 29H166V26H165ZM185 29V28H184ZM222 29V28H221ZM242 29V28H241ZM247 29V28H246ZM5 30V31H6ZM13 30H14V27H13ZM29 30V29H28ZM63 30V29H62ZM103 30V29H102ZM105 30V29H104ZM123 30V29H122ZM127 30V29H126ZM134 30V29H133ZM139 31V28L137 29ZM151 30V29H150ZM4 31V30H2ZM10 31V30H9ZM8 31V32H9ZM27 31V30H26ZM55 31V30H54ZM117 31V30H116ZM119 31V30H118ZM125 31V30H124ZM129 31V30H128ZM131 31V30H130ZM133 31L131 32L132 36H130V32H128V34H125L127 35L130 40L134 39V35H136L137 33V36L136 37H139L138 34H141L140 31ZM146 31V30H145ZM144 31V32H145ZM185 31V30H184ZM199 31V29H198ZM208 31V30H207ZM233 31V30H232ZM255 31V30H254ZM38 32V31H37ZM56 32V31H55ZM67 32V31H66ZM108 32V31H106ZM115 32V31H114ZM121 32V30H120ZM120 32H117L120 34ZM155 32V31H154ZM159 32V31H158ZM201 32V31H200ZM80 33V32H79ZM78 33V34H79ZM123 33V32H122ZM148 33V32H147ZM160 33V32H159ZM193 33V34H192ZM198 33V32H196ZM204 33V32H203ZM202 33V34H203ZM211 33V31H210ZM58 34V33H57ZM62 34V32H61ZM108 34V33H107ZM118 34V35H119ZM124 34V33H123ZM122 34V36H124ZM201 34V33H200ZM201 34V35H202ZM213 35V33H211ZM104 35V34H103ZM148 35V34H146ZM152 35V34H151ZM159 35V34H158ZM184 35V36H183ZM195 35V37H194ZM63 36V35H62ZM114 36V35H113ZM125 36V37H127ZM156 35H154L155 37ZM160 36V35H159ZM158 36V37H159ZM162 36V35H161ZM205 36V35H204ZM222 36V35H221ZM247 36V35H246ZM39 37V36H38ZM68 37V36H67ZM109 37V36H108ZM145 37V36H144ZM150 37V36H149ZM203 37V36H202ZM244 37V36H243ZM258 37V36H257ZM37 38V37H36ZM83 38V37H82ZM94 38V36H93ZM92 38V39H93ZM147 38V37H146ZM145 38V39H146ZM157 38V37H156ZM263 38V37H262ZM38 39V38H37ZM44 39V38H43ZM96 39V38H94ZM106 39V38H105ZM122 39V38H120ZM139 39V38H138ZM162 39V37H161ZM256 39V38H255ZM36 39H34L35 41ZM42 40V39H40ZM60 40V39H59ZM88 40V39H87ZM110 40V39H109ZM112 40V39H111ZM136 40V39H135ZM144 40V39H143ZM149 40V39H148ZM163 40V39H162ZM166 40L164 43H166ZM204 40V39H202ZM45 41V40H44ZM83 41V39H82ZM85 41V40H84ZM108 41V40H107ZM113 41V40H112ZM154 41V40H153ZM49 42V41H48ZM68 42V41H67ZM78 42V41H77ZM76 42V43H77ZM96 42V41H95ZM139 42V40H138ZM206 42V41H205ZM1 43V42H0ZM27 43V42H26ZM80 43H83V42H80ZM115 43V42H114ZM129 43V41L127 42ZM145 43V42H143ZM154 43V42H153ZM191 43V44H189ZM209 43V41L207 42ZM238 43V42H237ZM4 44V43H3ZM79 44V43H78ZM84 44V43H83ZM113 44V43H112ZM110 44V45H112ZM122 44V43H121ZM138 44V43H137ZM194 44V43H193ZM204 44V43H203ZM5 45V44H4ZM2 45V47L4 46ZM26 48L29 47L28 44H26ZM52 45V44H51ZM56 45V44H55ZM68 45V44H67ZM81 45V44H79ZM109 45V44H108ZM117 45V44H116ZM124 45V44H123ZM133 45V44H132ZM130 45V46H132ZM142 45V44H141ZM157 45V44H156ZM199 45V44H198ZM202 45V44H201ZM199 46L198 49L200 51L201 47L202 46ZM205 45V44H204ZM21 46V45H20ZM48 46V45H47ZM64 46V44H63ZM66 46V45H65ZM82 46V45H81ZM89 46V44H88ZM149 46V45H148ZM193 46H196V45H193ZM1 47V45H0ZM6 47V46H5ZM22 47V46H21ZM25 47V46H24ZM69 47V46H68ZM87 47V46H86ZM96 47V46H95ZM95 47H92V48H95ZM111 47V46H110ZM151 47V46H149ZM163 47V46H162ZM166 47V46H164ZM185 47V48H183ZM189 47V46H188ZM205 47V46H204ZM7 48V47H6ZM4 48L3 49V52L1 51L2 49H0V52L3 53V55L5 54L6 56L3 57L2 55L0 56V65H2L3 63L5 64V62L7 63L8 62H11V61H15L14 58L20 53H17V55H15V57L12 56V46L11 45H8V48L6 49ZM20 48V47H19ZM47 48V47H46ZM55 48V47H54ZM74 48V47H73ZM91 48V47H89ZM88 48V49H89ZM99 48V47H97ZM108 48V47H106ZM114 48V47H113ZM116 48V47H115ZM140 48H142L140 46ZM161 48V47H160ZM191 48V47H190ZM193 48V47H192ZM28 49L27 48L25 51H27L28 53ZM34 49V48H33ZM100 49V48H99ZM118 49V48H117ZM148 49V48H147ZM156 49L155 48V51H152L154 52V54H158V52H156ZM165 49V48H164ZM170 51H171V47L169 48ZM22 50H24L22 48ZM38 50H41V49H38ZM59 50V49H58ZM76 50V49H75ZM90 50V49H89ZM97 49H95L96 51ZM111 50L113 51V49L111 48ZM111 50H109V53L111 52ZM140 50V49H138ZM146 49H143V51H145ZM154 50V49H152ZM160 50V49H158ZM157 50V51H158ZM167 50V49H166ZM172 50H175V49H172ZM190 50V49H189ZM248 50V49H247ZM250 50V49H249ZM32 51V50H31ZM36 51V50H35ZM55 51V49L53 50ZM87 51V50H86ZM85 51V52H86ZM93 51L90 50V52ZM102 51V50H101ZM115 51V49H114ZM113 51V52H114ZM122 51V50H121ZM124 51V50H123ZM126 51V50H125ZM150 51V50H148ZM148 51H145V53ZM162 51V53L165 51L163 50H160ZM159 51V54L161 53ZM191 51V50H190ZM202 51V50H201ZM200 51V52H201ZM204 51V50H203ZM262 51V50H261ZM38 52V51H37ZM51 52V50H50ZM89 52V51H88ZM111 52V54L113 53ZM117 52V51H116ZM177 53V51H174ZM199 52V53H200ZM23 53V52H22ZM47 53V51H46ZM55 53V52H54ZM60 53V52H58ZM57 53V54H58ZM79 53V52H78ZM92 55L94 53V58L97 57V55L99 54L98 51L97 53L95 52H91ZM107 53V52H106ZM108 55H111L109 54ZM115 53V52H114ZM113 53V54H114ZM120 53V52H119ZM127 53V51H126ZM143 53V52H142ZM161 53V54H162ZM165 53V52H164ZM173 54V52H171ZM196 53V52H195ZM194 53V54H195ZM198 53V54H199ZM203 53V52H202ZM201 53V54H202ZM15 54V53H14ZM21 54V53H20ZM40 54V53H39ZM45 54V53H44ZM65 54V53H64ZM90 54V53H89ZM97 54V55H96ZM104 54V53H103ZM117 54V53H116ZM115 54V55H116ZM128 54H130L128 52ZM127 54V55H128ZM132 54V53H131ZM141 54V53H140ZM153 54V53H152ZM153 54V55H154ZM200 54V55H201ZM204 54V53H203ZM257 54V53H256ZM69 55V54H68ZM85 55V54H84ZM83 55V56H84ZM88 55V54H87ZM92 55H89V56H92ZM96 55V56H95ZM105 55V54H104ZM107 55V56H108ZM142 55V54H141ZM164 54H162L163 56ZM167 55V54H166ZM165 55V56H166ZM174 55V54H173ZM179 55H182V56H179ZM188 55V54H187ZM193 55V54H192ZM264 55V53H263ZM47 55L43 56L42 55V58H40V60L38 61V65L36 67H38V69L36 71H34V73L31 72V75L30 73L29 74H24L26 76V79H25V76L23 77V72L20 71L19 73V70L17 72H13L14 75H19L21 74L22 75V79H25L26 82H24L23 80V83H27L29 88L27 87V85L22 84L20 83V85H24L26 86V88H24V86L22 87H19V92L16 90L18 85H15L16 89H13V86H11L12 88L10 89V87L8 89H10V92L11 90L15 92H12L14 93L13 94V97H11L12 99H10L9 97H4L1 99V103H4L3 105L1 104L0 105V126H3V124L5 123H18V125L12 130L13 132H18V135H19V132H21L20 134L22 133H28L29 135V138H35L36 140H39L41 142V144H39L38 146H34L30 143L28 144H23V145H20L18 146L17 148L15 149H7L8 146L6 145L8 140L10 138V136L7 134V131H0V147L3 148L4 150L6 151H2L0 152V177H4L3 179L0 178V188L4 189L5 187L9 188L7 189V193H5L3 190L0 189V206L2 203H5L6 199H10L11 201V209H25L23 210L24 213L25 211L29 214L34 211H37L40 209H37L36 207L35 208H32L30 207L31 206V201L32 200V194L36 195V193L42 191L49 183H51L52 180H59L61 182H56L58 184V186H54L55 188L53 189V191H58L60 188H66V192L64 194L61 193V195H56L55 198H59V199H63L64 197L66 196H70L72 195V198L73 200L69 203H65V204H68L66 206H62V205H65V204H62L59 209H57L56 207V210H51L52 211V217H59V216H64L66 218L65 220V223L67 224V231H75V230H81V234L84 236V241L81 242L80 244L82 245H88V246H91L90 244L94 243L95 242V239L99 237V235H97L96 233H93V231H90L92 230L93 228H96L95 230L97 231V228H102L104 229L103 231L106 232L108 234L110 228L113 229L114 231V235L110 237H107V239L105 240H102V238L100 239V237L97 239L99 240L100 239V242L102 240V246H101V249L100 251L97 253L96 256H101L103 257L104 259H100V260H97L95 262H92L93 264H261L262 262H264V247L263 248H259V246L262 244L261 242L264 243V219L263 221L261 222L258 221V220H255L254 222L256 223H252L251 220L249 221V224L247 223L248 222V219L246 217H244V219H241L243 218L242 215H246V213L243 214L242 211L244 212H247V210H249L250 206L251 208H254V209H251L250 208V212L247 213V214H250L252 212H258V210H261V208H258L259 205L255 204L252 205L253 203H247V204H244V207L241 206L242 203H240L239 205V202H235L234 203H228L229 204V207H232L233 204L236 205L238 204L239 206H237V210H236V207H233L230 208L232 209V211L234 210V212H232L229 207L227 206L228 204L225 203L226 201H228V194L227 192V187L229 188L230 186L233 188L234 185L232 186L233 183V180L226 176V178L228 179V184L230 183V186H228L227 184V180L226 178H223L221 176V173H224L223 175H225V170L227 169V164H226V161L227 160H224V159H228V157L224 156V157H221V160L223 161V163H221V161L218 162V160L215 158H218L220 157L221 153H218L216 155L218 156H213L214 153H211V151L209 152V150L207 152H209L208 154L206 153V155L204 156H198L197 153H200L199 151H201V148L204 149V145L205 146H208L209 142L208 141V144L207 142H205L207 139L206 138H202V136H206L205 134H201L202 136L200 137L199 135V140L200 138L203 139V143H199L200 145H198L200 148H195L193 149L192 151H189V152H185L184 147L187 146V144H189V142H191L192 140H187L188 142H185V140L182 141L177 139V143H176V140L175 142L173 141L172 143H168V144H164L162 142V138L163 136L160 135L161 133L158 131L154 134H152V138L149 139L147 142L148 145L145 144V147L142 148V146H140L141 142L139 143L142 135L145 133V131H147V129H149L150 127L148 126V122L146 120L145 117V111L147 112V110H149V105L150 104H146L144 101L143 102H139V101H135L137 104H134L136 106H134L132 104V107L131 105H127L126 107V104L124 102V104H119L117 106V108L114 109V113L117 110L120 109L123 110V114L121 115V113H118L117 116L113 117L112 119H114L116 121L117 124H112V123H115L114 120H112V125L110 126L109 124V128L107 129H104V128H101L100 127H97L95 126L93 123H96L98 122V120L102 119L101 121H103L104 123V120L106 119H103L101 118L100 116V119H97L92 121L89 120V121H92V124L89 125V132L88 134L86 135V137H83V141H81V145L83 146V148L85 147V149H92L94 148L95 146L98 147L100 146L99 144L100 143H103L104 144V141H113L111 147L107 148V149H98L97 151H95V153H91L89 154V156L87 157V162L89 163H92L93 166H97L98 168H100L99 170H103V175H101V173L98 174V176L96 177V175H91V176H95V177H90V178H81L79 177V180H80V185L79 186H73L72 183L77 180L76 178H78L77 176H80V173L79 175H77L76 177H73V176H68L67 174H65L66 172L69 171V168H72L74 167V162L72 161L73 158L67 160L68 162H59V158L58 154L54 155V147L57 145H55V135H54V131L57 129V131H59L60 129V126H58L59 128H54L53 126V123L54 125H56V122L55 121H58L55 119V117L57 118V116L54 117V110H55V104L57 105L60 104L59 103V100H58V96L55 97L53 96L52 93L53 90L57 89L54 87L53 88H50L48 85H41V83L50 80L51 78L54 79L55 76L52 77V75H54V68L53 66H55L54 63H52V61L50 62L48 60V58L51 59V55H48V58L46 57ZM55 56V55H54ZM100 56V55H99ZM114 56V55H112ZM119 56L120 58L122 57L123 58V55H118V60H119ZM130 56V55H129ZM132 56V55H131ZM152 56V55H151ZM156 56V55H154ZM190 56V54H189ZM194 56V55H193ZM197 56V54H196ZM195 56V57H196ZM34 57V56H33ZM66 57V56H65ZM76 57V56H75ZM125 57V56H124ZM148 57V56H147ZM167 57V56H166ZM179 57H181L180 59H178ZM194 57V58H195ZM37 58V57H36ZM78 58V57H77ZM85 59L87 58L84 57ZM114 58V57H113ZM117 58V57H116ZM131 58H134V57H131ZM154 58V57H153ZM177 58V60H176ZM187 58V57H186ZM190 58V57H189ZM14 59V60H13ZM21 59H22V56H21ZM20 59V60H21ZM65 59V58H64ZM72 59V57H71ZM92 59V58H90ZM148 59V58H147ZM151 59V58H150ZM158 59V58H157ZM185 59V57H184ZM188 59V58H187ZM196 59V58H195ZM34 60V59H33ZM37 60V59H36ZM53 60V58H52ZM57 60V59H56ZM83 60V58H82ZM93 60V59H92ZM109 60V59H108ZM107 60V61H108ZM117 60V62H119ZM128 60V58L126 59H123L120 60L124 63V66L125 67L127 65L126 61ZM163 60V59H162ZM194 60V59H193ZM261 60V59H260ZM18 61H19V58H18ZM31 61V60H30ZM65 61V60H64ZM72 61V60H71ZM81 61V60H80ZM79 61V63H80ZM86 61V60H85ZM93 61H97V60H93ZM106 63L108 64V62H112L113 63V60H110ZM132 61V60H131ZM137 61V60H136ZM145 61V60H144ZM147 61V60H146ZM161 61V59H160ZM165 61V60H163ZM180 61V62H179ZM210 61V60H209ZM22 62H23V59H22ZM37 62V61H36ZM63 62V61H62ZM87 62V61H86ZM91 62V60H90ZM114 62L115 59H114ZM116 62V63H117ZM120 62V64L122 63ZM167 62V61H166ZM166 62H163L166 64ZM171 62L168 61L169 64H172ZM198 62V60H197ZM200 62V60H199ZM13 63V62H12ZM26 63V62H25ZM33 63V62H32ZM35 63V61H34ZM71 63V62H70ZM89 63V62H88ZM95 63V62H94ZM98 63V62H96ZM101 63V62H100ZM105 63V64H106ZM139 63V62H138ZM142 63V62H141ZM206 63V62H205ZM10 64V63H8ZM57 64V63H56ZM63 64V63H62ZM83 64V63H82ZM86 64V63H85ZM91 64V63H89ZM93 64V62H92ZM106 64V65H107ZM120 64H116V65H120ZM129 64V63H128ZM131 64V63H130ZM155 64V63H154ZM157 64V62H156ZM160 64V62H159ZM162 64V63H161ZM188 64V65H189ZM196 62H195V66H196ZM258 64V63H257ZM261 64V63H260ZM26 65V64H25ZM25 65L23 67H25ZM32 65V64H31ZM34 65V64H33ZM61 65V64H60ZM75 65V63H74ZM81 65V64H80ZM102 65V64H101ZM111 65V64H110ZM113 65V64H112ZM115 65V66H116ZM136 65V63L134 64V66ZM143 66L145 64H142ZM149 65V64H148ZM151 65V64H150ZM167 65V64H166ZM187 65V67H189ZM203 65V64H202ZM256 65V64H255ZM13 66V65H12ZM15 66V65H14ZM30 66V65H29ZM67 66V65H66ZM73 66V65H71ZM88 66V65H87ZM97 66V65H96ZM95 66V67H96ZM104 66V65H103ZM115 66H112L113 68ZM121 66V65H120ZM132 66V65H131ZM132 66V68L134 67ZM143 66L139 67L141 68L140 70H142V72H144L143 70ZM165 66V65H164ZM199 65L196 66V68L198 67ZM201 66V65H200ZM200 66L198 68H200ZM205 66V65H203ZM1 67V66H0ZM21 67V66H20ZM60 67V66H59ZM75 67V66H74ZM73 67V68H74ZM138 67V66H137ZM153 66H151L152 68ZM157 68V71L160 73L163 72L164 73H158V80H156L157 78V73L154 74L152 71V73L154 74V76L156 75V78H154V80H150V81H155V86H159L161 85L160 82L162 79V81L165 79H168L169 77L166 78V76H170L172 75L173 73V70H174V66L170 69L171 73L166 70L167 68L169 69V65L168 67L166 68L165 67V71L167 73H165L164 71V68H161L163 66L159 67L156 65L155 66ZM153 67V69L156 70V68ZM194 67V66H193ZM254 67V66H253ZM27 68V67H25ZM35 68V67H34ZM66 68V67H65ZM77 68V67H76ZM93 69V67H91ZM101 68V67H100ZM103 68V67H102ZM106 67L104 66V69ZM127 68V67H126ZM122 68V70H120V72L118 73L119 76V81H120V76H122L123 74V69H124V74H126L125 71L128 70V68ZM130 68V67H129ZM131 68V69H132ZM145 68V66H144ZM148 67H146L147 69ZM150 68V67H149ZM175 68V69H176ZM190 68H192V66H190ZM195 68V67H194ZM207 68V67H206ZM259 68H261L259 66ZM29 69V68H28ZM36 69V68H35ZM56 69H59V68H56ZM61 69V68H60ZM110 70H112V68H109ZM134 69V68H133ZM132 69V70H133ZM136 67H135V72H136ZM152 69V70H153ZM185 69V71H183ZM193 69V68H192ZM256 69V68H255ZM16 70V69H15ZM32 70V69H31ZM91 70V69H90ZM118 70V69H117ZM138 70V69H137ZM151 70V69H150ZM201 70V69H200ZM208 70V69H207ZM2 71H4L3 69L0 70V77L3 75L2 74ZM13 71V70H12ZM23 71H25V69H23ZM30 71V70H29ZM57 71V70H56ZM63 69L61 70V73H62ZM68 71V70H66ZM96 71V70H95ZM101 71V70H100ZM103 71V70H102ZM113 71V70H112ZM130 71V70H129ZM182 71V72H181ZM189 70H187L188 72ZM257 71V70H256ZM28 72V70H27ZM58 72V71H57ZM93 72V71H92ZM104 72V71H103ZM142 72H141V75H142ZM150 72V73H151ZM184 72V73H183ZM191 72V71H190ZM202 72V71H201ZM206 72V71H205ZM204 72V73H205ZM8 73V72H7ZM12 73V74H13ZM18 73V74H17ZM25 73V72H24ZM56 73V72H55ZM65 73V72H64ZM70 73V72H68ZM90 73V72H89ZM95 72H93L92 74H94ZM96 73L98 74L99 72L96 71ZM101 73V72H100ZM99 73V74H100ZM110 73V72H109ZM112 73V72H111ZM117 73V72H116ZM115 73V74H116ZM134 73V71L132 72V74ZM146 73H147V70H146ZM6 74V72L4 73V75ZM59 74V73H58ZM57 74V76H58ZM105 74V72H104ZM130 74V73H129ZM149 74V73H147ZM152 74V75H153ZM167 74H170V75H167ZM196 75H198L197 73H195ZM200 74V73H199ZM202 74V73H201ZM4 75L2 77H4ZM8 75L11 76V71L10 73H8ZM67 75H70V74H67ZM80 75V74H79ZM101 75V74H100ZM133 75H137L136 73H134ZM131 75V77L133 76ZM151 75V76H152ZM175 75V74H173ZM188 77H187V76ZM190 75V76H189ZM20 76V75H19ZM17 76V77H19ZM31 76V78H29ZM75 76V75H74ZM83 76V75H82ZM103 76V75H102ZM101 76V77H102ZM110 76V75H109ZM116 76V75H115ZM114 76V77H115ZM124 76V75H123ZM127 76V75H125ZM124 76V78H125ZM150 76V75H149ZM164 76V77H162ZM202 76V75H201ZM205 76V75H204ZM7 77V75L5 76ZM73 77V76H72ZM93 77V76H92ZM98 77V76H97ZM108 77V76H107ZM112 77V76H111ZM117 77V76H116ZM116 77H115V81H116ZM135 77V76H134ZM137 77H139L137 75ZM143 77V76H141ZM140 77V78H141ZM161 77V78H160ZM173 77V76H171ZM180 77V79H182ZM197 77V76H196ZM14 78V77H13ZM65 78V77H64ZM71 78V77H70ZM122 78V77H121ZM127 78V77H126ZM133 78V77H132ZM144 78V77H143ZM147 78V77H146ZM153 78V77H152ZM183 78V80L185 81V79ZM201 78V77H200ZM205 78V77H204ZM213 78V77H212ZM21 79V78H20ZM56 79V78H55ZM76 79V78H75ZM94 79V78H92ZM97 79V78H96ZM110 79V78H109ZM108 79V80H109ZM123 79V78H122ZM129 79L131 78H127V81H129ZM136 79V78H134ZM206 79V78H205ZM1 80V79H0ZM3 80V79H2ZM10 80V79H9ZM58 80V79H57ZM67 80V79H66ZM87 80V78H86ZM100 80V79H99ZM102 80V79H101ZM106 81V82H109V81ZM137 80V79H136ZM135 80V81H136ZM141 80V79H140ZM145 80V79H144ZM169 81H171L170 79H168ZM167 80V81H168ZM189 80V79H188ZM187 80V81H188ZM192 80V79H191ZM196 80V79H195ZM84 81V80H83ZM88 81V80H87ZM104 81V79L102 80ZM123 80H121L122 82ZM133 81V80H131ZM138 81V80H137ZM136 81V82H137ZM165 81V80H164ZM166 81V82H167ZM181 81V80H180ZM186 81V82H187ZM190 81V80H189ZM200 81V80H199ZM7 82V81H6ZM62 82V81H61ZM99 82V81H98ZM118 82V81H116ZM147 83V81H145ZM165 82V84H167ZM178 82V81H177ZM198 82V80H197ZM207 82V80H206ZM54 83V82H53ZM87 83V82H85ZM101 83V82H100ZM105 83V82H104ZM128 83V82H127ZM134 83V81L132 82ZM159 85H156L158 84ZM161 83H164V82H161ZM171 83V82H168V84ZM172 83H174L172 81ZM181 84V82H179ZM193 83V82H192ZM199 83V82H198ZM205 83V82H203ZM45 84V83H44ZM68 84V83H67ZM90 84V83H89ZM95 84V83H94ZM122 84V83H121ZM119 84V85H121ZM144 84V83H143ZM148 84L149 81H148ZM167 84V85H168ZM176 84V83H175ZM179 84V85H180ZM183 84V83H182ZM12 85V84H10ZM19 85V86H20ZM39 85V87L37 86ZM52 85V84H51ZM76 85V84H75ZM82 85V84H81ZM97 85V84H96ZM95 85V86H96ZM103 85V84H102ZM136 85V84H135ZM153 85V84H152ZM172 85V84H171ZM184 85V84H183ZM182 85V86H183ZM199 85V84H198ZM3 86V85H2ZM33 86L35 87V92L37 91L36 88H38V94H36V98L35 96L34 97H30L31 96V93L34 92V88ZM58 86V85H56ZM80 86V85H79ZM85 86V85H84ZM138 86V85H137ZM135 86V87H137ZM146 86V85H145ZM149 86V85H148ZM174 85H172L173 87ZM186 86V85H185ZM189 87V85H187ZM6 87V86H5ZM61 87V86H60ZM129 87V86H127ZM134 87V88H135ZM151 87V85H150ZM161 87V86H160ZM166 87V86H164ZM180 87V86H178ZM195 87V86H194ZM205 87V86H204ZM114 88V87H113ZM130 89L126 90L127 92H130L134 90V88H132V84L131 86L129 87ZM132 88V89H131ZM142 88V87H141ZM146 88L148 87H145V90ZM154 90L156 89L155 87H152ZM151 88V90H152ZM168 88V87H167ZM175 88V87H174ZM174 88H173V91H174ZM182 88V87H181ZM193 88V87H192ZM202 88V86H201ZM7 89V88H6ZM64 89V88H63ZM91 89V88H90ZM108 89V88H107ZM162 89V88H161ZM166 89V88H164ZM163 89V90H164ZM170 89V87L168 88ZM177 89V88H176ZM211 89V88H210ZM209 89V90H210ZM222 89V88H221ZM258 89V88H257ZM4 90V88H3ZM86 90V89H85ZM114 90V89H113ZM120 90V89H119ZM138 90V88H137ZM140 90V89H139ZM150 90V89H149ZM149 93H151V91H149ZM153 90V91H154ZM162 90V91H163ZM172 90V89H170ZM169 90V91H170ZM183 90V89H182ZM189 90V89H188ZM187 90V91H188ZM202 90V89H201ZM219 90V89H218ZM63 91V90H62ZM69 91V90H68ZM74 91V90H73ZM108 91V90H107ZM135 91V90H134ZM147 91V90H146ZM157 91V89H156ZM161 91V90H160ZM162 91H161V95H162ZM185 91V90H184ZM57 92V91H56ZM59 94H60V91L58 90ZM80 92V91H79ZM83 92V91H82ZM106 92V91H105ZM137 91H135L134 93H136ZM159 91H157V94H158ZM164 92L166 91H163V94ZM186 92V91H185ZM189 92V91H188ZM262 92V91H261ZM3 93V92H2ZM1 93V94H2ZM5 93V92H4ZM19 93V94H18ZM86 93V92H84ZM107 93V92H106ZM116 93V92H115ZM140 93V92H139ZM147 93V92H146ZM175 93V92H174ZM192 94H187L188 96H192L191 98L187 96V100L185 99L184 97V100L187 101V105L191 106L192 104V108L195 106L197 108H199V104H198V100H200L198 97L199 96H196V90L194 91V95H193V92H191ZM199 93V92H198ZM209 93V92H208ZM34 94V93H33ZM58 94V93H57ZM56 94V95H57ZM108 94V93H107ZM120 94V93H119ZM138 94V93H137ZM143 94V93H142ZM156 94V93H155ZM154 94V95H155ZM156 94V95H157ZM160 94V93H159ZM169 94V93H167ZM185 94V93H184ZM200 94H202L200 92ZM206 94V93H205ZM263 94V93H262ZM38 95V97H37ZM145 96L147 94H144ZM152 94V97L154 96ZM173 95V93H172ZM207 95V94H206ZM214 95V94H212ZM220 95V94H219ZM261 95V94H260ZM10 96V95H9ZM53 96V97H52ZM84 96V95H83ZM115 96V95H114ZM126 96V95H125ZM139 96V95H138ZM150 96V95H149ZM160 96V95H159ZM164 96V95H162ZM195 96V97H193ZM55 97V98H54ZM74 97V96H73ZM78 97V95H77ZM111 97V96H110ZM109 97V98H110ZM155 97V96H154ZM166 97V96H164ZM202 97V95H201ZM205 97V96H204ZM209 97V96H208ZM219 97V96H218ZM249 97V96H248ZM1 98V97H0ZM57 98V99H56ZM82 98V97H81ZM92 98V97H91ZM108 98V100H109ZM118 98V97H117ZM120 98V97H119ZM139 98V97H138ZM142 98V97H141ZM140 98V99H141ZM146 98V97H145ZM149 98V97H148ZM175 98V97H174ZM195 100H194V99ZM198 98V99H197ZM9 99V100H8ZM56 99V100H55ZM60 99V97H59ZM63 99V98H62ZM70 99V98H69ZM98 99V97H97ZM97 99H94V100H97ZM113 100V98H111ZM147 99V98H146ZM152 99V98H151ZM160 99V98H159ZM158 99V101H159ZM203 100V98H201ZM213 99V98H211ZM264 99V98H263ZM58 100V102H57ZM61 100V99H60ZM64 100V99H63ZM62 100V101H63ZM83 100V99H82ZM105 100V99H104ZM138 100V99H136ZM161 100L162 97H161ZM172 100V99H171ZM177 100V98H176ZM189 100H191L190 102H188ZM81 101V100H80ZM115 101V100H114ZM134 101V100H133ZM146 101V100H145ZM179 101V100H178ZM183 101V100H182ZM185 101V102H186ZM5 102L8 104L7 105V108H10L7 112L3 109L5 108L4 106L6 105ZM57 102V103H56ZM61 102V101H60ZM84 102V101H82ZM81 102V103H82ZM111 102V101H109ZM108 102V104H109ZM152 103L153 100H151ZM160 102V101H159ZM202 102V101H201ZM205 101H203L204 103ZM212 102V101H211ZM63 103V102H61ZM85 103V102H84ZM150 103V102H149ZM167 103V102H166ZM175 103V102H174ZM220 103V102H219ZM65 104L66 101H65ZM79 104V103H78ZM78 104H74L76 105V107L78 106ZM86 104V103H85ZM84 104V105H85ZM156 104H157V101H156ZM160 104V103H159ZM176 104V103H175ZM183 104V103H182ZM185 104V105H186ZM82 105V104H80ZM124 105V106H123ZM158 105V104H157ZM169 105V104H167ZM251 105V104H250ZM58 106V105H57ZM60 106V105H59ZM58 106V107H59ZM62 106V105H61ZM67 106H69L68 104L66 105V108ZM73 106V105H72ZM72 106H69L67 109H63V110H67V112L64 113V118L67 119L66 120V126L67 127H71V124L70 122H72L70 119L73 118L72 116V112H71V116H70V112L68 113L69 111V108H71ZM97 108L98 106L95 105ZM163 106V105H162ZM173 106V105H172ZM171 106V107H172ZM184 106V105H183ZM213 106V104H212ZM65 107V106H64ZM75 107V109H76ZM82 107V106H81ZM86 107V106H85ZM101 107V106H100ZM151 107V106H150ZM154 107V105H153ZM166 107V106H165ZM170 107V105H169ZM175 107V106H174ZM178 107V106H177ZM215 107V106H214ZM60 108V107H59ZM63 108V107H62ZM78 108V107H77ZM95 108V107H94ZM155 108L156 105H155ZM183 108V107H182ZM57 109V108H56ZM152 109V108H151ZM158 109V108H157ZM164 109V108H163ZM170 109V108H169ZM181 109V108H180ZM187 109V108H186ZM260 109V108H259ZM60 110V109H59ZM62 110V109H61ZM60 110V111H61ZM71 110V109H70ZM74 110V108H73ZM93 110V109H92ZM131 112H129V111ZM145 110V111H144ZM153 111H156L154 110V108L152 109ZM6 112L7 115H5L3 112ZM91 111V110H90ZM144 111V113H143ZM150 111V110H149ZM80 112V111H79ZM84 111L82 110V113ZM161 112V111H160ZM173 112V111H171ZM60 113V112H59ZM58 113V114H59ZM82 113H80L79 115L81 116ZM85 113V112H84ZM113 113V115H114ZM140 113V114H139ZM61 114V113H60ZM90 114V113H89ZM112 114V113H111ZM116 114V113H115ZM57 115V114H56ZM84 115V114H83ZM88 115V114H87ZM198 115V114H197ZM206 115V114H205ZM112 116V115H111ZM25 117V119L23 118ZM61 117H63L61 115ZM71 117V118H70ZM97 117V116H96ZM199 117V118H198ZM259 117V116H258ZM27 118V119H26ZM54 118V119H53ZM81 118V117H78V119ZM172 118V117H171ZM194 115L193 117H189V120L191 119L192 121L194 120V123L193 125H196V121H200L201 118H200V115L197 116V118L195 117L194 119ZM40 120H43V122H45L44 124L40 125L39 123V126L35 124V122H37L36 120L39 121ZM77 120V116H74V120ZM110 118H108L109 120ZM187 119V118H186ZM197 119V120H196ZM206 119V118H205ZM70 120V122H69ZM84 121H86L85 119H83ZM82 120V121H83ZM68 121V122H67ZM83 121V123H84ZM110 121V120H109ZM216 121V120H215ZM88 122V121H87ZM100 122V121H99ZM196 122V123H195ZM203 122V120H202ZM210 122V121H208ZM78 125H77V124ZM79 123L81 124V121L79 122H75V124H73L74 126L76 125L79 126ZM108 123V122H107ZM153 123V122H152ZM99 124V123H98ZM222 124V123H221ZM72 125V126H73ZM87 125V124H86ZM107 125V124H106ZM150 125V124H149ZM218 125V123H217ZM220 125V124H219ZM15 126V125H14ZM65 126V124L63 125V127ZM65 126V127H66ZM73 126V127H74ZM108 126V125H107ZM190 126V125H189ZM64 127V128H65ZM137 127V128H136ZM149 127V128H147ZM199 127V126H198ZM201 127V126H200ZM62 128V127H61ZM78 128V127H77ZM147 128V129H146ZM135 129V130H134ZM188 129V128H187ZM1 130V129H0ZM54 130V131H53ZM63 130V129H62ZM65 130V129H64ZM74 130V129H73ZM71 130V131H73ZM133 130L135 132H133ZM145 130V131H144ZM151 130V129H150ZM148 130V131H150ZM11 131V130H10ZM12 131L11 133L9 132L10 135H12ZM67 131V130H66ZM69 131V130H68ZM147 131V132H148ZM182 131V130H181ZM193 131V130H192ZM202 130L200 129V132ZM47 133V135H42V133ZM87 132V131H86ZM151 132V133H153ZM165 132V131H164ZM196 132V131H195ZM225 132V131H224ZM70 133V132H69ZM203 133V132H202ZM60 134V133H59ZM182 134V133H181ZM190 134V133H189ZM212 134V133H211ZM221 134V133H220ZM14 135V134H13ZM17 135V134H16ZM28 135H26L28 137ZM150 135V133H149ZM196 135V134H195ZM9 136V137H8ZM178 136V135H177ZM191 136V134L189 135ZM211 136V135H210ZM217 135H215L216 137ZM219 136V135H218ZM8 137V138H7ZM60 137V136H59ZM150 137V136H149ZM182 137V136H181ZM186 137V136H185ZM192 137V136H191ZM220 137V136H219ZM218 137V138H219ZM211 138V137H210ZM58 139V138H57ZM196 140L197 138H193V140ZM206 139V140H205ZM213 139V138H212ZM211 139V140H212ZM220 139V138H219ZM222 139V138H221ZM264 139V138H263ZM32 140V139H30ZM194 140V142H195ZM61 141V139H60ZM216 141H218L216 139ZM220 141V140H219ZM30 142V141H29ZM68 142V140L66 142H64V144H66ZM205 142V144H204ZM214 142V141H213ZM264 142V140H263ZM32 143V142H31ZM59 143V142H57ZM62 143V141H61ZM59 143V144H61ZM76 143V142H75ZM180 143V144H179ZM212 143V142H211ZM210 143V144H211ZM220 144H218L220 147H222L221 145V141L219 142ZM58 144V145H59ZM59 145L57 146L58 148L60 147H63V146H66V145ZM163 144L165 146H163ZM192 144V143H191ZM201 144L203 145L201 147ZM213 144V143H212ZM211 144V145H212ZM214 144H216V142H214ZM68 145V144H67ZM80 146V147H82ZM214 146V145H213ZM216 146V145H215ZM219 146H216L219 151L221 150V148H219ZM263 146V145H262ZM70 147H74V146H66V149H69L70 151ZM78 147V146H77ZM95 147V148H96ZM136 147V148H135ZM138 147V148H137ZM139 147H141V149H139ZM204 147V148H203ZM209 147V146H208ZM214 147L212 148L213 149V152L214 150H216L217 148ZM261 147V146H260ZM13 148V147H12ZM99 148V147H98ZM223 148V147H222ZM261 150V149H260ZM259 150V151H260ZM187 151V150H186ZM203 151V150H202ZM218 151V152H219ZM65 152V150H64ZM94 152V151H93ZM217 152V150L215 151V153ZM59 153H61V151H59ZM63 153V151H62ZM73 153V152H72ZM203 154V153H202ZM223 154V153H222ZM64 155V154H63ZM74 155V154H72ZM71 155V156H72ZM201 155V154H200ZM76 156V155H75ZM247 156V155H246ZM69 157V156H68ZM62 158V157H61ZM60 158V159H61ZM66 158V157H65ZM75 158V157H74ZM250 158V157H249ZM256 158V157H255ZM84 159V158H83ZM82 159V160H83ZM242 159V158H241ZM215 160V161H214ZM236 160V159H235ZM58 161L59 164H56ZM77 162V161H76ZM75 162V163H76ZM218 162V163H217ZM244 162V161H243ZM39 164L42 166L41 169H34V170H26V168L28 166H31V164ZM215 163H217V169H214L213 172L210 171V169L212 170L215 166ZM223 164L222 167H220L221 165L220 164ZM226 165H225V164ZM228 163V162H227ZM78 164V163H77ZM82 164V163H81ZM213 164V168H211V165ZM219 164V165H218ZM80 165V164H78ZM83 165V164H82ZM88 165V163H87ZM86 165V166H87ZM92 165L90 164V168L92 167ZM229 165V164H228ZM233 165V164H232ZM263 165V164H262ZM210 166V167H209ZM222 170H220L219 168ZM224 166V167H223ZM226 166V167H225ZM237 166V165H236ZM234 166V169H237V167ZM260 166V165H259ZM76 167V166H75ZM80 167V166H79ZM89 167V166H87ZM236 167V168H235ZM35 168V166H34ZM82 168V167H81ZM85 168V167H84ZM83 168V170H85ZM209 170H208V169ZM224 168H226L225 170H223ZM68 170V171H67ZM81 170V169H80ZM91 170V169H90ZM217 170V174L215 173V171ZM221 172L219 173L218 172ZM86 171H89V168L88 170ZM93 171V170H92ZM178 171H181V175H177ZM183 171V172H182ZM227 171V170H226ZM234 172V171H232ZM213 173V174H212ZM81 174H83L81 172ZM176 174V176H175ZM216 174V176L214 175ZM236 173H232V175H234ZM74 175V174H73ZM101 175V176H99ZM220 176L218 178H216L217 176ZM231 175V176H232ZM213 176H215V178H213ZM237 176V175H235ZM89 177V176H88ZM212 177V178H210ZM223 178V179H220V178ZM239 178V177H237ZM210 179H213V180H210ZM234 179V178H233ZM93 180V181H92ZM78 181V180H77ZM88 181H92L91 183L88 182ZM79 182V181H78ZM89 183V184H86V183ZM23 183V187L21 186V184ZM53 185H55V183H52ZM51 184V185H52ZM239 184V183H238ZM74 185H77V183H75ZM237 185V183H236ZM235 185V187H237ZM247 185V183L245 184ZM249 185V184H248ZM24 186L26 187L24 189ZM71 186H73L74 188H72ZM242 186V184H241ZM251 186V185H250ZM249 186V187H250ZM48 187V186H47ZM234 187V188H235ZM248 187V186H247ZM51 190L53 187H49ZM48 188V189H49ZM241 188V187H240ZM46 189V188H45ZM97 189L99 190L98 194L97 195H93V193L95 191H97ZM230 189V188H229ZM252 189V188H250ZM63 190V189H62ZM52 191V192H53ZM50 192V191H49ZM51 192V193H52ZM60 192V191H58ZM168 192L166 195L165 193ZM256 192V191H255ZM44 193V191H43ZM231 193V192H230ZM239 193V192H237ZM245 193V192H244ZM243 193V194H244ZM250 193V191H249ZM70 194V195H69ZM232 194H235V193H232ZM247 194V192H246ZM245 194V195H246ZM251 194V193H250ZM250 194H247L249 196V198L251 197L252 199V196H250ZM39 195V194H38ZM228 195V196H227ZM231 195V194H230ZM238 195H242V194H238ZM262 195V194H261ZM41 196V195H40ZM259 196V195H258ZM31 197V198H30ZM234 198L236 197L233 196ZM255 197V195L253 196ZM34 198V197H33ZM51 198V196H50ZM54 197L51 198V199H55ZM228 200H226V199ZM229 198H231V196H229ZM237 198V197H236ZM244 198L248 199L247 196H244ZM45 199V198H44ZM56 199V200H57ZM260 199V198H259ZM55 200V201H56ZM240 200V198H239ZM51 201V200H50ZM68 201V199H67ZM218 201V202H216ZM225 201V202H224ZM232 201V199H231ZM235 201V200H233ZM232 201V202H233ZM238 201V200H237ZM44 202V201H43ZM64 202V201H62ZM212 202H215L217 203L216 204V208L215 207V203L213 204ZM46 204V203H45ZM212 204V206H214L212 208V206L210 205ZM227 204V205H226ZM261 204V203H260ZM231 205V206H230ZM247 205V206H245ZM264 204H262L263 206ZM41 206V205H40ZM57 206V205H56ZM240 206L242 208H244L242 211H240ZM8 206H6L7 208ZM51 207V206H50ZM248 207V209H246ZM42 208V207H41ZM45 208V207H44ZM240 208V209H239ZM255 208L257 209V211H255ZM9 209V207H8ZM7 209V211H9ZM239 209V210H238ZM264 209V208H263ZM44 210V209H42ZM48 210V209H47ZM230 210V211H229ZM235 210L236 211H240V216L239 214H236L238 216H235ZM253 210V211H252ZM17 211V210H16ZM53 211H55L53 213ZM228 212V213H227ZM242 212V213H241ZM260 212V211H259ZM7 212L0 210V216L2 215L1 217V221H0V229H1V226L2 224L5 223L6 221V218L8 217L7 214H5ZM26 213V214H27ZM36 213V212H34ZM44 213V211H43ZM48 213V212H47ZM262 213V211H261ZM258 213V215L260 214V216H263L264 213ZM10 214V213H8ZM37 214V213H36ZM39 214V213H38ZM233 214V215H231ZM13 215V214H12ZM228 215V216H227ZM234 218H232L231 220V216ZM244 215V216H245ZM254 215V214H253ZM49 216V214H48ZM248 216V215H246ZM255 216V215H254ZM10 217V216H9ZM14 218V216H12ZM56 217V218H57ZM63 217V218H64ZM91 217H94L95 219L93 220V222H90V226H88L86 223L85 224H81L82 221L85 222L87 221L88 219H90ZM237 217V219H239V222L237 221L236 223L233 221V219L235 220V218ZM261 217V218H262ZM145 220H142L144 219ZM147 218V219H146ZM230 218V219H228ZM243 221H241V220ZM229 220V221H228ZM3 221V222H2ZM9 221V219H8ZM31 221V220H30ZM232 221V222H231ZM81 222V223H80ZM230 222V223H229ZM234 222V223H233ZM241 222L245 223L246 224V227H249V230L250 228L252 229L253 228V232L252 234L248 233L249 232L248 230L245 231L246 228L244 229V224H241ZM250 222L254 225L251 227L252 224H250ZM257 222H261L260 224L257 223ZM34 223V222H33ZM174 223V224H173ZM228 223V224H227ZM172 224V225H170ZM263 226H262V225ZM86 225V226H85ZM94 225V226H93ZM243 225V226H241ZM250 225V226H249ZM28 226V225H27ZM84 226V227H83ZM63 227V226H62ZM82 228H85L84 230L81 229ZM240 227L245 231H241L242 229H240ZM254 227L258 229H260V231H254ZM259 227V228H258ZM262 227V228H261ZM47 228V226H46ZM92 228V229H90ZM90 229V230H89ZM101 229V230H102ZM263 229V232L261 231ZM41 230V229H40ZM65 230V229H64ZM237 230V231H236ZM43 231V230H42ZM111 231V230H110ZM239 231V232H238ZM48 232V231H47ZM79 232V231H78ZM95 232V231H94ZM98 232V231H97ZM101 232V231H100ZM100 232L98 234H100ZM235 232H237V235L239 234V236H235ZM44 233V231H43ZM103 234V235H106ZM233 233V234H232ZM242 233V234H241ZM45 235V241L48 240L50 241L51 239H55V237H50L51 235ZM67 235V234H65ZM75 235V234H74ZM102 235V234H101ZM100 235V236H101ZM246 235V236H245ZM38 236V235H37ZM35 234L33 237H36V241L38 242V240H40V236L37 237ZM43 236V234H42ZM60 236V235H59ZM2 237V236H0ZM29 237V236H28ZM66 236H60L58 239L60 238H64ZM96 237V238H95ZM104 237V236H102ZM245 237V238H244ZM44 238V237H41V239ZM106 238V237H104ZM241 239L240 241L243 240H246V242L248 243H243L240 242V241H237L238 239ZM35 240V238H34ZM64 240V239H62ZM2 241V240H1ZM44 241V240H43ZM73 241V240H72ZM82 241V240H81ZM238 243H237V242ZM57 242V241H56ZM56 242H48L49 243V248H48V251L46 252V254L44 255H47V257L49 255L52 254L53 251H57L59 249L64 248V246L61 245V243L59 244L56 243ZM235 242L237 243V245L235 244ZM240 242V243H239ZM257 242H260L259 244H256ZM40 243V242H39ZM45 243V242H44ZM79 243V242H78ZM259 245L257 246L258 249H255V245L254 244ZM64 244V242H63ZM79 244V245H80ZM233 244V245H232ZM239 244V245H238ZM241 244V246H240ZM29 245V244H28ZM65 245V244H64ZM67 245V244H66ZM77 245V244H76ZM82 245V246H83ZM95 246H97V241H96V244H93ZM101 245V244H100ZM99 245V246H100ZM231 245L233 247H231ZM243 245V246H242ZM252 245V246H251ZM254 245V247H253ZM230 246V247H229ZM264 246V244L262 245ZM260 246V247H262ZM71 247V246H70ZM74 247V246H73ZM92 247V246H91ZM90 248V247H89ZM55 249V250H53ZM75 249V248H74ZM78 249V248H77ZM98 249V248H97ZM99 250V249H98ZM44 251V250H43ZM50 251V252H49ZM89 251V250H88ZM97 251V250H95ZM49 252V253H48ZM45 253V251H44ZM48 253V254H47ZM95 253V254H96ZM14 254V253H13ZM54 254V253H53ZM90 254V253H89ZM92 254V253H91ZM90 254V255H91ZM2 255V254H1ZM43 254H41V258L42 256H44ZM92 256V255H91ZM90 256V257H91ZM46 257V256H45ZM44 257V259H45ZM3 258V257H2ZM33 258V257H32ZM69 258V257H68ZM67 258V259H68ZM82 258V257H81ZM93 259V257H91ZM89 258V259H91ZM95 258H98V257H95ZM5 259V258H4ZM44 259H42V264L44 263ZM72 259V258H71ZM46 260V259H45ZM79 260V259H78ZM10 261V260H9ZM35 261V260H34ZM59 261V260H58ZM69 261H71L69 259ZM68 261V262H69ZM15 262V261H14ZM12 263V264H17V263ZM67 262V261H66ZM72 263H77V259H75ZM263 264V263H262Z\"/></svg>",
    "mask_w": 264,
    "mask_h": 264
}]
</instances>
